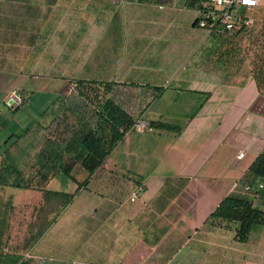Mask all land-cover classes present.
Returning a JSON list of instances; mask_svg holds the SVG:
<instances>
[{
	"label": "crops",
	"instance_id": "1",
	"mask_svg": "<svg viewBox=\"0 0 264 264\" xmlns=\"http://www.w3.org/2000/svg\"><path fill=\"white\" fill-rule=\"evenodd\" d=\"M187 2L0 0V264H264V225L239 242L236 223L210 218L228 195L264 212V179L249 175L264 153V65L244 53L264 18L213 35ZM71 80L90 87L68 94ZM95 87L87 103L80 90ZM11 90L30 101L8 107ZM48 94L63 107L34 125L31 100ZM102 99L152 131L121 127L89 174L78 144ZM35 206L44 216L20 234Z\"/></svg>",
	"mask_w": 264,
	"mask_h": 264
},
{
	"label": "trees",
	"instance_id": "2",
	"mask_svg": "<svg viewBox=\"0 0 264 264\" xmlns=\"http://www.w3.org/2000/svg\"><path fill=\"white\" fill-rule=\"evenodd\" d=\"M198 2L199 0H188L187 5L197 4L199 8ZM79 85L90 87L89 84L83 85L82 82H79ZM98 111L96 129H89L78 144L80 151H78L77 158L89 174L103 162L109 151L122 138L124 132L120 131V128L133 124L124 112L108 99L99 100ZM61 171L69 175L70 168L62 166ZM249 175L264 179V153L259 154L251 163ZM44 177L41 175L42 181ZM48 193L45 191L43 195L46 197ZM210 218L236 223L235 237L239 242L247 241L253 225H264V212L253 206L251 200L234 195L223 198L211 213Z\"/></svg>",
	"mask_w": 264,
	"mask_h": 264
},
{
	"label": "built area",
	"instance_id": "3",
	"mask_svg": "<svg viewBox=\"0 0 264 264\" xmlns=\"http://www.w3.org/2000/svg\"><path fill=\"white\" fill-rule=\"evenodd\" d=\"M199 16L196 20V26L207 30L213 35L239 34L248 33L252 30L256 19L251 11L258 5V0H199ZM80 85L76 80H71L68 85V94L78 91ZM4 103L8 107L20 106L23 103V97L16 90L7 93ZM134 130L139 133L150 132L152 127L143 120H137L132 125ZM244 157V152L240 151L236 155L237 159ZM263 184H259L261 189ZM142 188L138 187L131 193L130 199L133 201L141 192ZM245 191L251 190V186L246 185ZM243 264H249L244 262Z\"/></svg>",
	"mask_w": 264,
	"mask_h": 264
},
{
	"label": "rangeland",
	"instance_id": "4",
	"mask_svg": "<svg viewBox=\"0 0 264 264\" xmlns=\"http://www.w3.org/2000/svg\"><path fill=\"white\" fill-rule=\"evenodd\" d=\"M251 14L255 17V19H261L264 18V16L262 14H257L255 12H251ZM262 24V25H261ZM260 25L262 27L259 28L258 32L255 33H251L249 34V36H247V45L244 48V53L246 55H252L254 58H258L259 62L257 63L258 66H263L264 65V21H258L256 23V26ZM96 92L93 90L91 92H81L80 90V95L84 96V101H86L87 103L89 101H92V97L94 95V99L96 100L98 98V96L102 95L101 94V90L97 87H95ZM99 92V93H98ZM88 93V95H87ZM79 95V94H77ZM79 95V96H80ZM103 96V95H102ZM44 99L42 101L37 102L36 101V97L33 98L31 100V106L28 109L27 113V117L28 119H35L33 124L35 125L36 123H40L41 125H44L45 122H47V119L52 116V115H56L58 114V111L60 110L61 107H63V99L59 100V97L57 95H45L43 96ZM59 100V101H58ZM82 100V98L80 99ZM30 101V99H27L26 101L24 100V104L20 107V109H22L25 106V103ZM84 101H81L84 103ZM79 103V101H78ZM37 117V118H36ZM32 125V124H31ZM38 130L35 128L34 132L36 133ZM32 176L31 180H33V185H35L36 187H41L43 181L41 180V174L37 173L35 175H30ZM64 180H66L65 182H63V187L66 185L67 187H69V179L68 177H66L65 175H63ZM40 189V188H39ZM41 191V190H40ZM33 201L36 202H40L39 199H35ZM40 204V203H39ZM46 211V207L45 206H41L40 208H38V206H35L32 210L29 209L28 211L24 212V217H22V219L20 221V234H22V232H32V230L34 229L35 226L38 225L39 220H41V218L44 216ZM48 213V212H47ZM31 229V230H30ZM19 234V235H20ZM26 240L28 239H22L20 240V245H22L24 242H26ZM13 244V242H12Z\"/></svg>",
	"mask_w": 264,
	"mask_h": 264
},
{
	"label": "snow or ice",
	"instance_id": "5",
	"mask_svg": "<svg viewBox=\"0 0 264 264\" xmlns=\"http://www.w3.org/2000/svg\"><path fill=\"white\" fill-rule=\"evenodd\" d=\"M245 2H250V0H245Z\"/></svg>",
	"mask_w": 264,
	"mask_h": 264
},
{
	"label": "water",
	"instance_id": "6",
	"mask_svg": "<svg viewBox=\"0 0 264 264\" xmlns=\"http://www.w3.org/2000/svg\"><path fill=\"white\" fill-rule=\"evenodd\" d=\"M19 108V106H16V109Z\"/></svg>",
	"mask_w": 264,
	"mask_h": 264
}]
</instances>
